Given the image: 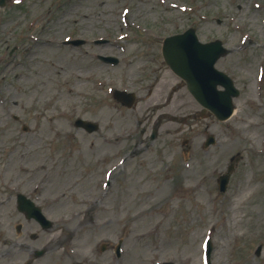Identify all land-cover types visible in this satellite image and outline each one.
Returning a JSON list of instances; mask_svg holds the SVG:
<instances>
[{
	"label": "rangeland",
	"instance_id": "1",
	"mask_svg": "<svg viewBox=\"0 0 264 264\" xmlns=\"http://www.w3.org/2000/svg\"><path fill=\"white\" fill-rule=\"evenodd\" d=\"M189 28L229 50L216 68L241 92L238 117L196 118L200 107L164 62L163 40ZM115 90L134 92L136 105L122 106ZM78 119L100 130L78 129ZM209 135L216 142L204 148ZM237 155L221 193L218 179ZM19 193L50 229L17 210ZM74 212L87 215L90 253L72 264H205L207 238L211 264H264V0L0 7V264H54L52 245ZM38 250L47 253L35 260Z\"/></svg>",
	"mask_w": 264,
	"mask_h": 264
},
{
	"label": "water",
	"instance_id": "2",
	"mask_svg": "<svg viewBox=\"0 0 264 264\" xmlns=\"http://www.w3.org/2000/svg\"><path fill=\"white\" fill-rule=\"evenodd\" d=\"M226 54L227 50L220 41L208 44L200 43L193 29L182 35L168 38L164 43L163 56L166 63L185 82L189 93L203 107L200 113L202 118L214 115L218 120L225 121L233 113V98L239 96V91L228 76L215 69L217 60ZM106 60L113 59L106 58ZM116 97L129 107L134 101L132 95L126 96L125 94L116 93ZM77 126L86 129L90 133L98 130L97 125L81 120L77 122ZM213 143L214 138L209 137L206 147ZM238 160V158H233L226 175L220 177L221 191L226 190L229 177L233 171V163ZM18 203L19 210L24 212L28 218L35 217L43 225H48L39 209H36L25 197L19 195ZM211 251L212 246L210 244L208 259H210ZM42 254L43 252L39 253V255Z\"/></svg>",
	"mask_w": 264,
	"mask_h": 264
},
{
	"label": "bare ground",
	"instance_id": "3",
	"mask_svg": "<svg viewBox=\"0 0 264 264\" xmlns=\"http://www.w3.org/2000/svg\"><path fill=\"white\" fill-rule=\"evenodd\" d=\"M239 113L240 111L237 110L234 117H238ZM73 219H75V217ZM85 230L86 226H82L79 231H75L69 225H61V233H63L64 236L52 245V251H54V264H70L75 259L86 260L89 258L90 251L82 249V243L85 240H81V238L87 239Z\"/></svg>",
	"mask_w": 264,
	"mask_h": 264
}]
</instances>
